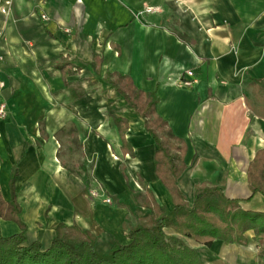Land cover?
<instances>
[{
  "label": "crops",
  "instance_id": "crops-1",
  "mask_svg": "<svg viewBox=\"0 0 264 264\" xmlns=\"http://www.w3.org/2000/svg\"><path fill=\"white\" fill-rule=\"evenodd\" d=\"M186 71L198 83L180 88ZM114 74L156 94V114L187 146L178 187L190 205L197 187L222 186L243 209L264 211L262 195L248 201L249 169L264 150V100L252 85L264 81V0H0V194L9 204L15 172L28 245L48 249L54 224H77L106 255L149 215L140 203L148 190L173 209L156 175L158 147ZM115 119L128 121L125 144ZM70 142L124 207L90 197ZM0 225L5 237L21 233L10 219ZM247 237V246L186 242L201 264H264L255 234Z\"/></svg>",
  "mask_w": 264,
  "mask_h": 264
},
{
  "label": "trees",
  "instance_id": "trees-1",
  "mask_svg": "<svg viewBox=\"0 0 264 264\" xmlns=\"http://www.w3.org/2000/svg\"><path fill=\"white\" fill-rule=\"evenodd\" d=\"M110 83L123 96L139 118L145 122V129L154 139L158 150L155 156L157 178L166 186L174 199L172 210L159 205L152 193L147 191L143 206L150 210L147 219H139L130 229L128 244L117 243L106 254L96 249L97 238L77 224L68 226L56 223L52 229L55 237L51 246L44 249L39 242L27 244V226L21 221V208L16 204L14 172L10 187L12 198L5 204L0 194V221L10 219L19 225L21 233L5 237L0 225V264H201L198 250L190 247L192 240L206 248L215 241L225 244L248 245V233L255 234L260 242V256L264 257V211H248L241 202L229 199L225 189L219 187H197L193 204L178 187V180L186 165L184 162L187 146L172 134L167 123L156 114V94L138 90L131 78L114 74ZM258 98L264 100V81L254 80ZM264 117V108L261 109ZM122 128V141L128 121L115 119ZM86 185L89 180L85 177ZM252 197H264V150L257 153L249 169ZM111 198V197H110ZM148 198L152 204H148ZM112 204L124 207L114 197ZM247 201V202H248ZM8 208H5V207Z\"/></svg>",
  "mask_w": 264,
  "mask_h": 264
},
{
  "label": "rangeland",
  "instance_id": "rangeland-1",
  "mask_svg": "<svg viewBox=\"0 0 264 264\" xmlns=\"http://www.w3.org/2000/svg\"><path fill=\"white\" fill-rule=\"evenodd\" d=\"M71 141V140H70ZM70 144H71V146H69V149H71L73 152H74V157H75V159H77L76 161L78 162V164H77V166H74L73 164H74V162L72 163V162H70V160L72 159V154L71 155H68V156H66V159L67 160H69V162H70V165H72V166H74V168L76 169V170H81V173H82V177H86L88 180H89V185L91 184V191L92 190H94V189H98V190H101L102 192H104L103 191V189L101 188V185L95 180V178L92 176V172H93V168H94V165H95V162H93V161H91V159H89L88 160V162L85 160L84 161V158H83V155H82V153H81V151H80V147H79V145L78 144H72V142H70ZM68 146H66L65 147V151L67 152V150H68V148H67ZM76 154H78V155H80V156H77ZM84 163L86 164V169H87V171L88 172H86V171H84L83 170V165H84ZM91 170H92V172H91ZM136 182L139 184L140 183V181L139 180H136V179H134V181L132 182L133 183V185H134V187H137V185H136ZM91 197V196H90ZM147 198V197H146ZM145 198V196L143 195V197H142V199L140 200V203H142L143 201H144V199H146ZM148 204H152V201H151V199L150 198H148V202H147ZM148 218V216H146V218L144 217V218H142V219H147ZM53 227V226H52ZM51 227V228H52Z\"/></svg>",
  "mask_w": 264,
  "mask_h": 264
},
{
  "label": "built area",
  "instance_id": "built-area-1",
  "mask_svg": "<svg viewBox=\"0 0 264 264\" xmlns=\"http://www.w3.org/2000/svg\"><path fill=\"white\" fill-rule=\"evenodd\" d=\"M150 11V10H148ZM42 18L44 20H48L46 15H43ZM187 79H183L179 83L180 88H188L196 85L198 83V80L195 78L193 71H186L185 72ZM7 116V107L5 104H0V119H4ZM90 196L94 200H101L103 204L111 205L112 200L110 197L106 196L104 192L98 189H94L90 191Z\"/></svg>",
  "mask_w": 264,
  "mask_h": 264
}]
</instances>
